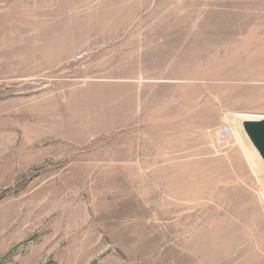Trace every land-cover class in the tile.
Wrapping results in <instances>:
<instances>
[{
	"label": "rangeland",
	"instance_id": "obj_1",
	"mask_svg": "<svg viewBox=\"0 0 264 264\" xmlns=\"http://www.w3.org/2000/svg\"><path fill=\"white\" fill-rule=\"evenodd\" d=\"M264 0H0V264H264Z\"/></svg>",
	"mask_w": 264,
	"mask_h": 264
},
{
	"label": "water",
	"instance_id": "obj_2",
	"mask_svg": "<svg viewBox=\"0 0 264 264\" xmlns=\"http://www.w3.org/2000/svg\"><path fill=\"white\" fill-rule=\"evenodd\" d=\"M237 126L264 166V116L239 118Z\"/></svg>",
	"mask_w": 264,
	"mask_h": 264
},
{
	"label": "bare ground",
	"instance_id": "obj_3",
	"mask_svg": "<svg viewBox=\"0 0 264 264\" xmlns=\"http://www.w3.org/2000/svg\"><path fill=\"white\" fill-rule=\"evenodd\" d=\"M238 118H240V119H243V118H248V117H251L250 115H244V114H235ZM255 117H257V116H255ZM258 117H260V116H258ZM236 126V129H237V131H238V126L237 125H235Z\"/></svg>",
	"mask_w": 264,
	"mask_h": 264
}]
</instances>
